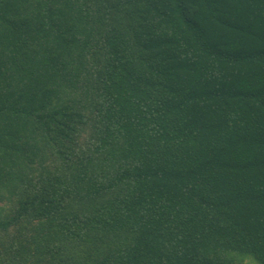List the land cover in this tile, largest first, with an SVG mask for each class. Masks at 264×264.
Returning <instances> with one entry per match:
<instances>
[{
    "label": "trees",
    "instance_id": "obj_1",
    "mask_svg": "<svg viewBox=\"0 0 264 264\" xmlns=\"http://www.w3.org/2000/svg\"><path fill=\"white\" fill-rule=\"evenodd\" d=\"M264 264V0H0V264Z\"/></svg>",
    "mask_w": 264,
    "mask_h": 264
},
{
    "label": "rangeland",
    "instance_id": "obj_2",
    "mask_svg": "<svg viewBox=\"0 0 264 264\" xmlns=\"http://www.w3.org/2000/svg\"><path fill=\"white\" fill-rule=\"evenodd\" d=\"M251 264H253V263H251Z\"/></svg>",
    "mask_w": 264,
    "mask_h": 264
}]
</instances>
